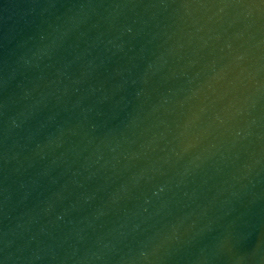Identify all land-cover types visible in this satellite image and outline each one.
<instances>
[{
    "label": "water",
    "instance_id": "obj_1",
    "mask_svg": "<svg viewBox=\"0 0 264 264\" xmlns=\"http://www.w3.org/2000/svg\"><path fill=\"white\" fill-rule=\"evenodd\" d=\"M0 264H264V0H0Z\"/></svg>",
    "mask_w": 264,
    "mask_h": 264
}]
</instances>
